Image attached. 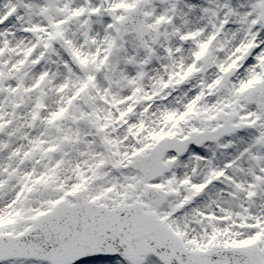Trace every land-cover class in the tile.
Listing matches in <instances>:
<instances>
[{
	"label": "snow or ice",
	"instance_id": "6c2138e0",
	"mask_svg": "<svg viewBox=\"0 0 264 264\" xmlns=\"http://www.w3.org/2000/svg\"><path fill=\"white\" fill-rule=\"evenodd\" d=\"M0 264H264V0H0Z\"/></svg>",
	"mask_w": 264,
	"mask_h": 264
}]
</instances>
